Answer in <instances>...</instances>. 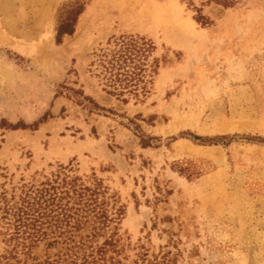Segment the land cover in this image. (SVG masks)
<instances>
[{
    "label": "rangeland",
    "instance_id": "rangeland-1",
    "mask_svg": "<svg viewBox=\"0 0 264 264\" xmlns=\"http://www.w3.org/2000/svg\"><path fill=\"white\" fill-rule=\"evenodd\" d=\"M158 6L159 20L129 24ZM121 33L165 57L149 94L127 102L88 68ZM79 89L106 109L77 103ZM60 164L94 174L124 206L127 262L142 244L165 264H264V0H0V193Z\"/></svg>",
    "mask_w": 264,
    "mask_h": 264
},
{
    "label": "trees",
    "instance_id": "trees-1",
    "mask_svg": "<svg viewBox=\"0 0 264 264\" xmlns=\"http://www.w3.org/2000/svg\"><path fill=\"white\" fill-rule=\"evenodd\" d=\"M238 0H207L224 7ZM73 14L57 28L55 41L74 30L76 18L82 12L80 3L68 11ZM202 24L206 19L200 13ZM156 45L144 35L121 33L110 36L106 46L92 53L89 72L101 90L123 102L129 98L146 97L154 76L165 57L154 55ZM69 89L68 87H64ZM76 91V90H75ZM90 110H105L91 97L77 90ZM9 129L26 128L25 124H7ZM194 139L204 141L198 135ZM149 142L141 139L143 146ZM124 206L118 204L115 193L94 174L84 176L71 165L60 164L50 175L37 183L22 184L18 193H0V234L7 248L0 255V264H165L166 253H149L142 244L136 247L134 258L128 259L120 222Z\"/></svg>",
    "mask_w": 264,
    "mask_h": 264
},
{
    "label": "bare ground",
    "instance_id": "bare-ground-1",
    "mask_svg": "<svg viewBox=\"0 0 264 264\" xmlns=\"http://www.w3.org/2000/svg\"><path fill=\"white\" fill-rule=\"evenodd\" d=\"M167 12H168V8L166 6L165 7L158 6L155 10H153L152 12L153 15H150L144 9L133 10L131 13L133 14L134 20L129 22V24L139 26V27H144L143 25L148 24L149 20L154 19V18H158L156 20H159L160 19L159 17H161L160 14H165Z\"/></svg>",
    "mask_w": 264,
    "mask_h": 264
}]
</instances>
